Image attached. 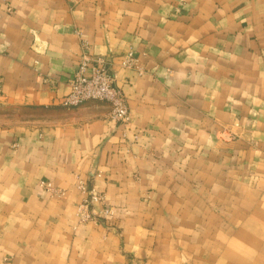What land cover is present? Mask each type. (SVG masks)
Instances as JSON below:
<instances>
[{"label": "crops", "instance_id": "0c3cea01", "mask_svg": "<svg viewBox=\"0 0 264 264\" xmlns=\"http://www.w3.org/2000/svg\"><path fill=\"white\" fill-rule=\"evenodd\" d=\"M0 264H264V0H0Z\"/></svg>", "mask_w": 264, "mask_h": 264}, {"label": "built area", "instance_id": "2783aa9c", "mask_svg": "<svg viewBox=\"0 0 264 264\" xmlns=\"http://www.w3.org/2000/svg\"><path fill=\"white\" fill-rule=\"evenodd\" d=\"M124 65L134 64V55L129 52L123 61ZM116 74L112 63L102 56L93 55L86 51L81 56L80 63L70 78L71 90L63 100L67 107H78L89 101H100L109 103L111 106V117L120 122L128 123L130 120V109L127 97L121 88L115 84ZM48 187L52 185L47 184ZM78 187L87 192L88 188L83 180ZM96 201L105 202L102 194L95 189L90 191V196L85 198L77 208V215L81 222H86L98 217H107L112 213V207H104L101 213L95 212L93 205Z\"/></svg>", "mask_w": 264, "mask_h": 264}]
</instances>
